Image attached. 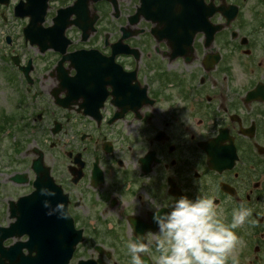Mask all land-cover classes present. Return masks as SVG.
Returning <instances> with one entry per match:
<instances>
[{"label":"flooded vegetation","instance_id":"obj_1","mask_svg":"<svg viewBox=\"0 0 264 264\" xmlns=\"http://www.w3.org/2000/svg\"><path fill=\"white\" fill-rule=\"evenodd\" d=\"M43 184L103 264L156 231L146 194L252 208L227 264H264V0H0V226L21 253Z\"/></svg>","mask_w":264,"mask_h":264},{"label":"clouds","instance_id":"obj_2","mask_svg":"<svg viewBox=\"0 0 264 264\" xmlns=\"http://www.w3.org/2000/svg\"><path fill=\"white\" fill-rule=\"evenodd\" d=\"M40 194L56 195L47 188H42ZM143 199L150 204L156 231L150 237L137 235L135 242L127 243L131 264H146L142 254L153 249L159 253L157 264H227L234 249L242 243L234 229L246 223L255 224L250 219L253 209L245 204L233 209L231 221L225 223L222 210L214 204V196L193 199L181 196L168 206L147 194ZM44 206H49L47 200ZM53 211L62 219L68 218L63 203H57Z\"/></svg>","mask_w":264,"mask_h":264},{"label":"water","instance_id":"obj_3","mask_svg":"<svg viewBox=\"0 0 264 264\" xmlns=\"http://www.w3.org/2000/svg\"><path fill=\"white\" fill-rule=\"evenodd\" d=\"M43 229L44 235H40L39 240L36 237L33 239L36 254L27 264H67L76 239L69 233L66 220L55 216L48 224V220L44 219ZM49 229L56 230V233H50ZM10 257L8 250L0 247V264H7L5 259L10 261Z\"/></svg>","mask_w":264,"mask_h":264}]
</instances>
